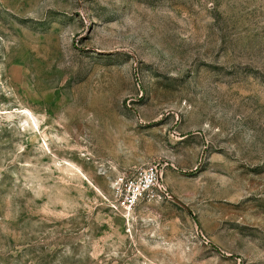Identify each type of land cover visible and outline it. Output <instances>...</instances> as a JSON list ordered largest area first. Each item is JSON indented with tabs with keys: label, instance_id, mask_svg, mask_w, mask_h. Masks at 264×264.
<instances>
[{
	"label": "rangeland",
	"instance_id": "obj_1",
	"mask_svg": "<svg viewBox=\"0 0 264 264\" xmlns=\"http://www.w3.org/2000/svg\"><path fill=\"white\" fill-rule=\"evenodd\" d=\"M0 264H264V0H0Z\"/></svg>",
	"mask_w": 264,
	"mask_h": 264
},
{
	"label": "built area",
	"instance_id": "obj_2",
	"mask_svg": "<svg viewBox=\"0 0 264 264\" xmlns=\"http://www.w3.org/2000/svg\"><path fill=\"white\" fill-rule=\"evenodd\" d=\"M161 175V170L154 165L138 169L130 175H117L111 183L113 207L124 217H129L141 200H159L167 197Z\"/></svg>",
	"mask_w": 264,
	"mask_h": 264
}]
</instances>
